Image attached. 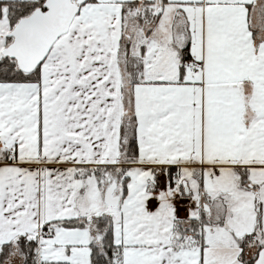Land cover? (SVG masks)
<instances>
[{
  "label": "snow or ice",
  "instance_id": "6c2138e0",
  "mask_svg": "<svg viewBox=\"0 0 264 264\" xmlns=\"http://www.w3.org/2000/svg\"><path fill=\"white\" fill-rule=\"evenodd\" d=\"M0 264H264V0H0Z\"/></svg>",
  "mask_w": 264,
  "mask_h": 264
}]
</instances>
